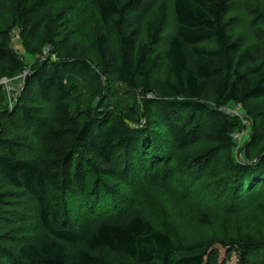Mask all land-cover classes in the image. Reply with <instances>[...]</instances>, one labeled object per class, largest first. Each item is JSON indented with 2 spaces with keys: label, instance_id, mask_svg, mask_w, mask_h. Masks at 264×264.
Segmentation results:
<instances>
[{
  "label": "trees",
  "instance_id": "obj_1",
  "mask_svg": "<svg viewBox=\"0 0 264 264\" xmlns=\"http://www.w3.org/2000/svg\"><path fill=\"white\" fill-rule=\"evenodd\" d=\"M90 1L105 27L94 42L100 73L133 90L156 89L161 97L162 124L171 129L172 141L178 146L193 144L199 134L197 130L205 122L204 139L232 150L236 145L233 134L239 123L217 108L231 104L242 106L264 130V43L242 50L239 40L230 37L223 21L227 0H173L176 29L168 42L167 59L175 81H156L154 86L152 74L159 65L160 54L141 45L139 38L147 14L162 0ZM47 5L48 0H32L29 5L19 1L24 36L37 40L40 47L57 38L60 32L61 17L43 13ZM16 25L14 21L7 30L0 29V80L17 76L25 66L24 58L9 43ZM161 33L159 27L154 35L155 44L160 42ZM209 39L215 41L216 48L202 45ZM66 41L63 39L61 43L65 46ZM87 67V63L59 60L31 74L28 85L35 82L40 97L54 106L53 114L46 116L36 113L28 104L20 105L21 117L34 126L39 141L37 158H19L15 141L0 136V177L35 197L39 220L45 229L25 238L19 247V258L0 253V264H229L233 255L237 264H258L250 252L257 244L254 239L182 245L140 215L123 223L112 220V212L119 205L109 198L126 205L129 198L123 190L108 183L105 176L126 186L141 178L156 183L160 168L168 162L170 144L165 138L167 130L158 136L154 123L131 133L112 115L82 123L73 111L78 102L67 79L74 75L91 82L92 74ZM2 92L0 86V96ZM212 99L214 107L206 103ZM4 107L0 103V110L5 112L0 116V124L6 117L14 116L4 111ZM187 109L197 114L193 122L182 124ZM81 151L93 156L86 164H82ZM258 154L263 155L264 148ZM138 155L142 157L139 163ZM204 162L212 180L239 176L236 196L241 201L248 203L263 195L264 165H239L214 151L195 160L198 165ZM88 169L95 173L90 192ZM51 191L68 198L71 195L78 208L86 209L90 221L84 229L82 248L75 249L78 226L56 209ZM91 198L94 199L90 201ZM215 244L228 248L224 260H220Z\"/></svg>",
  "mask_w": 264,
  "mask_h": 264
},
{
  "label": "rangeland",
  "instance_id": "obj_2",
  "mask_svg": "<svg viewBox=\"0 0 264 264\" xmlns=\"http://www.w3.org/2000/svg\"><path fill=\"white\" fill-rule=\"evenodd\" d=\"M19 1L29 5L32 0H0V29L7 30L17 21L9 36V43L24 58L25 63L17 76L0 81L3 89L0 103L5 106L4 111L14 115L13 118L6 117L2 120L0 136L15 141L17 156L35 159L39 151L34 126L21 117L20 105L28 104L36 113L46 116H51L54 111L52 103L40 97L35 82L26 87V80L33 72L44 69L53 61L87 63L89 67L85 69L92 74L91 82L74 75H69L67 79L78 102L73 111L82 123H92L101 118V115H112L118 117L123 128L130 133L131 130L140 132L145 126L154 123V126L157 125L155 129H158V136L162 135L161 131L167 130L168 133L164 136L170 144L168 162L160 168V178L156 183L146 182L141 178L131 186H126L110 176H105L108 183L123 190L129 198L127 205L109 198L111 203L119 205L112 212L114 214H110L112 220L123 223L140 215L151 221L155 228L169 233L182 245L219 241L232 243L254 239L257 244L251 248V255L258 264H264V192L248 203L243 202L236 196L239 192L237 189H240L237 187L239 176H227L215 181L208 174L206 162L202 165L195 163L197 157L214 151V154L232 159L239 165L263 166L264 154L259 155L258 151L264 148V130L259 127V123L251 119L240 105L217 107L239 123L233 134L235 147L227 150L205 140V122L197 130L199 134L193 144L184 148L178 146L172 141V134L169 133L171 129L162 124L159 113L161 97L156 89L140 92L100 73L94 54V42L104 33L105 27L90 0H48L43 13H49L57 19L61 17L58 20L60 32L57 38H53L44 47H40L37 40L24 36V22L18 11ZM227 1L228 7L223 14V21L230 37L239 40L242 50L263 45L264 0ZM159 27L162 28L161 40L155 44L154 35ZM175 29L173 0L160 1L144 20L139 43L151 52L160 54L159 65L152 74L153 86L156 81H175V74L167 59L168 42ZM63 39H67L65 46L61 43ZM114 42L118 46L117 34L114 35ZM202 45L209 49L216 48L212 39L206 40ZM206 103L214 107L213 99ZM3 113L5 112L0 110V116ZM196 114L187 109L180 123L190 120L193 122ZM80 156L82 164H86L93 157L87 151H81ZM137 158L139 163L142 157L138 155ZM74 162H77L76 157ZM87 171V191L90 192L95 173L89 169ZM50 197L56 209L78 226L75 249L82 248L84 229L90 221L86 209L78 208L77 201H73L71 195L70 199L62 193L51 191ZM43 232L45 229L39 220L35 197L24 188L15 187L0 177V253L19 258V247L25 238ZM213 247L219 249L220 260H224L228 248L217 244ZM229 264H237L236 255H233Z\"/></svg>",
  "mask_w": 264,
  "mask_h": 264
},
{
  "label": "water",
  "instance_id": "obj_3",
  "mask_svg": "<svg viewBox=\"0 0 264 264\" xmlns=\"http://www.w3.org/2000/svg\"><path fill=\"white\" fill-rule=\"evenodd\" d=\"M30 78V77H29ZM29 78L26 80L25 86L27 87L28 82H29Z\"/></svg>",
  "mask_w": 264,
  "mask_h": 264
},
{
  "label": "built area",
  "instance_id": "obj_4",
  "mask_svg": "<svg viewBox=\"0 0 264 264\" xmlns=\"http://www.w3.org/2000/svg\"><path fill=\"white\" fill-rule=\"evenodd\" d=\"M3 79H4V78H3ZM3 79H1V80H3ZM1 80H0V81H1ZM4 81H5V80H4Z\"/></svg>",
  "mask_w": 264,
  "mask_h": 264
}]
</instances>
